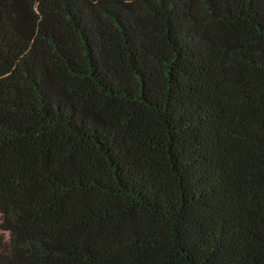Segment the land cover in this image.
I'll return each mask as SVG.
<instances>
[{"label":"trees","instance_id":"1","mask_svg":"<svg viewBox=\"0 0 264 264\" xmlns=\"http://www.w3.org/2000/svg\"><path fill=\"white\" fill-rule=\"evenodd\" d=\"M0 264H264V0H0Z\"/></svg>","mask_w":264,"mask_h":264},{"label":"rangeland","instance_id":"2","mask_svg":"<svg viewBox=\"0 0 264 264\" xmlns=\"http://www.w3.org/2000/svg\"><path fill=\"white\" fill-rule=\"evenodd\" d=\"M0 223H1V213H0ZM10 235L5 232L0 227V253H6L9 248Z\"/></svg>","mask_w":264,"mask_h":264}]
</instances>
